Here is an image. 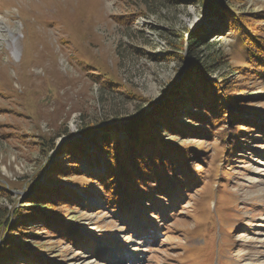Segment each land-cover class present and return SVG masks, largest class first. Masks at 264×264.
<instances>
[{
    "label": "rangeland",
    "instance_id": "obj_1",
    "mask_svg": "<svg viewBox=\"0 0 264 264\" xmlns=\"http://www.w3.org/2000/svg\"><path fill=\"white\" fill-rule=\"evenodd\" d=\"M234 14L241 42L227 25ZM201 30L210 49L188 52ZM245 39L264 42V0H0V249L12 236L34 258L0 264H264V77L241 70ZM190 62L219 90L237 88L236 119L188 103ZM169 101L179 105L159 109V135L188 156L194 181L107 203L97 142ZM234 127L246 133L232 137ZM52 186L77 197L47 222L17 221Z\"/></svg>",
    "mask_w": 264,
    "mask_h": 264
},
{
    "label": "trees",
    "instance_id": "obj_2",
    "mask_svg": "<svg viewBox=\"0 0 264 264\" xmlns=\"http://www.w3.org/2000/svg\"><path fill=\"white\" fill-rule=\"evenodd\" d=\"M224 20H227V18ZM227 25L232 26L231 29L229 28V31H233V35H235L237 41H240L242 35L246 34L243 32V23L241 24V19L238 15L234 14V18L228 20ZM205 31L206 30L198 31L194 34V36H191L188 39V52L195 54L197 46L200 43H203L204 36L202 32L205 33ZM257 33L258 32H254V34H251L250 36H257ZM242 41L241 45L243 46L245 56L243 68L241 70L247 67L248 74L257 78L264 77V42L250 39ZM205 47L210 49L208 47H211V45L206 43ZM218 57L220 56H214L216 60ZM198 65V63L190 62V66L193 68V76L191 77V80L194 77L196 80L193 82L192 87L189 86V99L186 95H184V98L189 104L197 102L203 103L206 107H208L207 111L210 113H212L214 107L215 109L216 107H221V114H225V117H228L229 119H236L238 113H232L231 110H236L233 106H235V103L238 102L236 100L240 98L233 96L234 93H231V91L237 88H233V85L230 87L224 85L225 89L219 90V86L213 81H205L202 78V74H200L201 67ZM104 77L106 80L109 79V76ZM224 83H227L226 79L223 80V84ZM215 89L220 91L218 92L219 94L216 91V93H214ZM221 95L228 100L227 104L224 100L222 101L220 99ZM169 102L165 105L160 104L161 107H158V111L156 110L153 115L150 114V116L146 115L145 117H140L133 125H126L125 127L118 129L114 127L111 129V131H113V137H110L107 132L106 135L101 138L100 142H97L96 145L101 152L105 153L109 162L105 172L103 174L99 171L96 172L94 179L99 182L100 186L103 185L101 187L103 188V191H105V200L107 203L113 202L116 204L119 202L122 207H128L130 206L131 201H134L135 198H144L146 200L151 199L152 195L155 194L154 191H159L162 194L164 193L172 196L179 190H183L187 183H192L194 181V178L188 171L187 162H184L188 156L180 153L179 149L169 145L170 143L167 145L163 144L161 136L159 135V125L161 124V121L156 119H158V115H161V109L167 111L169 109H174L179 105V102L177 105ZM186 115H193L199 119H202L200 116L205 117L204 114L200 115V113L191 114L190 112H187ZM175 120L169 118L168 115H165L164 117L165 122L171 121L169 122V126L177 129V131H184V129H180V126H185V124ZM233 129L235 134H232V137H240V132L246 133L237 130L235 127ZM152 130H155V132H150ZM122 131H124V134H120ZM232 145L234 144L231 143L230 146H227V148L229 147L230 149ZM92 157V154L88 155V159H92ZM97 158L98 156L95 160H97ZM182 180H185L186 183L182 184ZM66 189V186H52L47 189L52 192H35L36 198H34V196L33 198H29L32 200V203L28 205V208H25V210L28 211L18 212L20 215H17L20 219L17 221L24 224L30 223V225L34 223V221H49L50 216L47 215L50 213L52 208H54L53 205L60 203L58 202L59 200L69 201L71 196L77 197V195L73 192H65ZM49 193L52 194L46 197L48 198L46 201L38 200L42 199L40 194L46 196ZM157 193L158 192H156V194ZM128 194L134 195L132 198H129ZM11 237L7 238L8 242L2 246V249H0V262H6L5 259L11 261L16 258L17 252L25 256L27 259H34L33 256L27 252L28 248H24L23 245L13 247L17 250L12 252L9 256H6L5 253L11 252L13 249L12 246L14 242Z\"/></svg>",
    "mask_w": 264,
    "mask_h": 264
},
{
    "label": "water",
    "instance_id": "obj_3",
    "mask_svg": "<svg viewBox=\"0 0 264 264\" xmlns=\"http://www.w3.org/2000/svg\"><path fill=\"white\" fill-rule=\"evenodd\" d=\"M153 104V103H152ZM158 104H155V106H157ZM155 106H154V104H153V107L155 108ZM145 113L146 112H144V111H142V112H140L138 115H136L135 117H132L131 118V121H135V120H137V119H139L140 117H142L143 115H145ZM115 125H117V123H115ZM112 126H114V125H112ZM101 127V126H100ZM96 129V128H95ZM94 128L92 129V130H90V131H88L86 134H89V133H91L92 131H94L95 130Z\"/></svg>",
    "mask_w": 264,
    "mask_h": 264
}]
</instances>
